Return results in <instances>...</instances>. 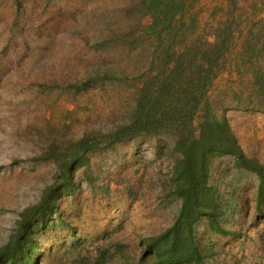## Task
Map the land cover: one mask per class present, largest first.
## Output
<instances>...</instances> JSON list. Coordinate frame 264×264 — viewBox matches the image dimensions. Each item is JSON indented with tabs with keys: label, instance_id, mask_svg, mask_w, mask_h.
I'll use <instances>...</instances> for the list:
<instances>
[{
	"label": "rangeland",
	"instance_id": "1",
	"mask_svg": "<svg viewBox=\"0 0 264 264\" xmlns=\"http://www.w3.org/2000/svg\"><path fill=\"white\" fill-rule=\"evenodd\" d=\"M181 1L159 0L162 8ZM183 1L189 7L184 29L190 16L195 25L179 40H214V32L230 24L232 66L246 58L264 68V0ZM150 3L0 0V247L14 233L21 212L36 205L55 180V163L39 159L51 143L108 132L129 120L141 80L167 44L157 42L164 15L157 17ZM90 78L95 80L85 85ZM251 81L250 74L222 72L211 89L217 113L231 103L226 95L232 86ZM225 115L247 155L264 163V113L228 107ZM157 142L140 137L92 156L91 181L81 168L78 189L59 200L56 213L36 234L39 264H86L102 252L104 264L152 263V257L141 263L142 240L169 228L181 207L180 199L167 196L171 144L160 149ZM211 174L234 212L227 234L210 233L199 221L196 232L209 247L208 264H264L257 177L236 172L229 157L216 158Z\"/></svg>",
	"mask_w": 264,
	"mask_h": 264
},
{
	"label": "trees",
	"instance_id": "2",
	"mask_svg": "<svg viewBox=\"0 0 264 264\" xmlns=\"http://www.w3.org/2000/svg\"><path fill=\"white\" fill-rule=\"evenodd\" d=\"M162 4L151 0L150 9L157 17L164 15L162 25L158 23L162 27L155 40L160 43L166 39L167 44L157 65L142 78L129 120L108 132H91L68 142L51 143L43 151L39 159L52 160L57 166L55 180L36 205L21 212L14 233L0 247V264H39L36 234L45 229L47 221L56 213L59 200L78 189L76 173L84 168L86 179L91 181L88 169L93 155L140 137L156 138L160 149L163 144H171L172 184L167 196L181 200L173 224L160 234L142 240L141 263L152 257L151 264H208L209 247L200 242L196 227L204 220L208 232L230 233L225 225L234 212L232 200L222 195L212 179L216 158L229 157L236 172L257 177L255 201L257 211H261L264 163L247 155L225 112L233 107L264 113V68L259 64L253 67L246 58L236 68L232 66L230 24L218 28L214 40L202 37L191 42L186 37L179 40L181 34L193 32L195 18L190 16L191 23L184 29L189 10L184 1L166 3L165 8ZM180 30L183 32L179 33ZM225 71L242 76L250 74L255 81L241 84L242 89L232 86V92L226 95L231 103L223 106V113L218 114L211 89ZM94 80L83 82L86 85ZM83 87L77 86V89ZM104 253L93 260L87 259L86 264H104Z\"/></svg>",
	"mask_w": 264,
	"mask_h": 264
}]
</instances>
